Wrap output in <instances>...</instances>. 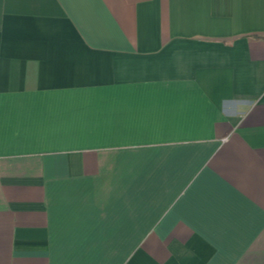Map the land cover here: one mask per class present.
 Segmentation results:
<instances>
[{
  "label": "crops",
  "instance_id": "obj_1",
  "mask_svg": "<svg viewBox=\"0 0 264 264\" xmlns=\"http://www.w3.org/2000/svg\"><path fill=\"white\" fill-rule=\"evenodd\" d=\"M0 264H264V0H0Z\"/></svg>",
  "mask_w": 264,
  "mask_h": 264
}]
</instances>
